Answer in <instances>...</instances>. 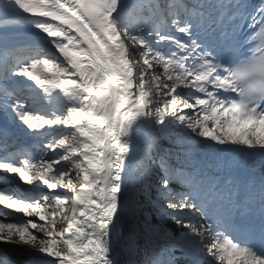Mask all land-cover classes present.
<instances>
[{"label": "snow or ice", "instance_id": "6c2138e0", "mask_svg": "<svg viewBox=\"0 0 264 264\" xmlns=\"http://www.w3.org/2000/svg\"><path fill=\"white\" fill-rule=\"evenodd\" d=\"M0 264H264V0H0Z\"/></svg>", "mask_w": 264, "mask_h": 264}, {"label": "bare ground", "instance_id": "6f19581e", "mask_svg": "<svg viewBox=\"0 0 264 264\" xmlns=\"http://www.w3.org/2000/svg\"><path fill=\"white\" fill-rule=\"evenodd\" d=\"M10 246L11 247H5L4 245L0 244V249L7 251L14 260L25 261L30 258V250L28 247H17L15 245Z\"/></svg>", "mask_w": 264, "mask_h": 264}]
</instances>
